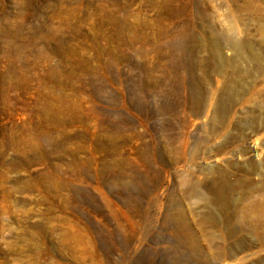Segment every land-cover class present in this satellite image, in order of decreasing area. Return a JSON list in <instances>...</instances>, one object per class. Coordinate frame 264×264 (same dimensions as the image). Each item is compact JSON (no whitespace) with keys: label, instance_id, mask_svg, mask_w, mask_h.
Masks as SVG:
<instances>
[{"label":"rangeland","instance_id":"rangeland-1","mask_svg":"<svg viewBox=\"0 0 264 264\" xmlns=\"http://www.w3.org/2000/svg\"><path fill=\"white\" fill-rule=\"evenodd\" d=\"M0 264H264V0H0Z\"/></svg>","mask_w":264,"mask_h":264},{"label":"bare ground","instance_id":"bare-ground-1","mask_svg":"<svg viewBox=\"0 0 264 264\" xmlns=\"http://www.w3.org/2000/svg\"><path fill=\"white\" fill-rule=\"evenodd\" d=\"M228 30L231 33H234V31H235V25H234L233 21H230V20L228 21ZM228 46L233 47V49L235 50V53L236 54H238L240 52V46H239V44L235 40H233V39L229 40L228 41ZM191 194H192V196H194V197L202 200V206H201V208H203V207L204 208H209V205L206 202V199H205L204 194L201 193L197 188L192 187L191 188ZM205 218L208 219L210 222L211 221H214V222L216 221V218L212 215L211 211H208L207 215H206V213L202 215V218L201 219L204 220Z\"/></svg>","mask_w":264,"mask_h":264}]
</instances>
